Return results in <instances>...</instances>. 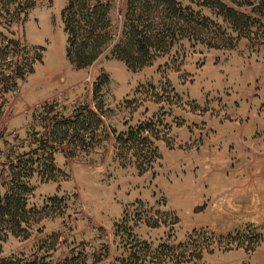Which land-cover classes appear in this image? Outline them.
Instances as JSON below:
<instances>
[{
    "label": "rangeland",
    "instance_id": "rangeland-1",
    "mask_svg": "<svg viewBox=\"0 0 264 264\" xmlns=\"http://www.w3.org/2000/svg\"><path fill=\"white\" fill-rule=\"evenodd\" d=\"M114 1L117 40L125 3ZM179 1L222 25L212 23L202 35L220 48L185 39L136 71L112 56L116 41L86 68L67 60L61 18L67 0H39L26 21L10 31L0 26L29 48L45 47L34 73L16 91L0 93V196L9 181V159L38 147L47 115L42 107L56 104L53 113L65 116L79 105L95 110L94 84L104 74L110 79L103 88L105 139L75 157L61 147L55 154L62 170L58 181L32 178L29 206L45 209L47 216L28 238L10 234L0 257L123 264L129 251L146 250L144 241L157 248L194 234L213 252L164 264H264V24L255 21L254 41H237L215 9ZM222 1L264 23V9L254 11L246 0ZM144 122L159 135L154 142L161 157L141 173L134 156L119 157L116 137ZM54 195L67 200V207L65 201L49 203ZM138 212L142 218L136 221ZM145 219L161 224L151 227ZM237 233V240L229 237Z\"/></svg>",
    "mask_w": 264,
    "mask_h": 264
},
{
    "label": "trees",
    "instance_id": "trees-1",
    "mask_svg": "<svg viewBox=\"0 0 264 264\" xmlns=\"http://www.w3.org/2000/svg\"><path fill=\"white\" fill-rule=\"evenodd\" d=\"M199 6L213 8L222 16L232 32L236 33L237 41L246 38L255 40V21L263 26L259 17H253L239 11L222 0H191ZM39 0H0V26L10 31L16 23L26 21L31 9ZM114 0H67L61 12L66 33V58L77 69L92 65L113 44L111 54L123 61L133 70H139L152 64L160 54L170 51L182 40L196 43H207L210 47L220 48V44L206 42L202 35L209 31L213 22L208 16L196 11L192 6L183 5L179 0H124L125 10L122 17V28L116 40L113 24L115 9ZM255 5L246 0L245 4L253 6V10L264 9V0H258ZM264 13V11H263ZM45 47L29 48L19 39L9 37L0 31V93L14 92L19 82L34 73V65L42 61V51ZM109 77L104 74L94 84L93 99L96 109L89 105H79L75 113L65 116L56 112V104H47L42 108L45 132L36 139L37 149L18 154L9 159V181L4 183L6 192L0 196V254L2 243L10 234L28 238L33 226L39 224L47 216L45 209L30 207L29 199L35 190L31 180L38 175L42 181H58L60 168L55 164V154L65 147L70 157L80 153H90L99 147L105 139L101 133L104 128L103 114L105 101L103 88L109 83ZM159 135L154 132L150 123L144 122L130 126L127 131L117 134L119 157L128 158L129 154L136 158L141 173L152 168L153 163L161 157L154 138ZM69 150V151H68ZM67 200L58 195L51 196L48 202ZM139 203L142 205V201ZM58 215L64 211L57 212ZM136 221L142 218L138 212ZM139 216V217H137ZM146 224L157 227L160 221L145 219ZM179 222L176 216L173 224ZM130 234H134L132 225L126 224ZM119 227V223H116ZM127 229V228H126ZM197 233V230H194ZM233 240L240 238V233L229 235ZM201 235L191 234L187 241L178 244L164 242L153 248L144 241L145 251L133 249L129 251L123 264H164L167 261L182 263L203 258L206 250L199 245ZM242 243L239 241V244ZM56 245H53L55 249ZM48 257V256H47ZM39 257L23 260L20 256L0 257V264H38ZM41 259H45L42 257ZM48 264H73L67 259Z\"/></svg>",
    "mask_w": 264,
    "mask_h": 264
},
{
    "label": "crops",
    "instance_id": "crops-1",
    "mask_svg": "<svg viewBox=\"0 0 264 264\" xmlns=\"http://www.w3.org/2000/svg\"><path fill=\"white\" fill-rule=\"evenodd\" d=\"M229 151H230V150H229ZM245 151H250V150H249V148H248V150L245 149Z\"/></svg>",
    "mask_w": 264,
    "mask_h": 264
}]
</instances>
